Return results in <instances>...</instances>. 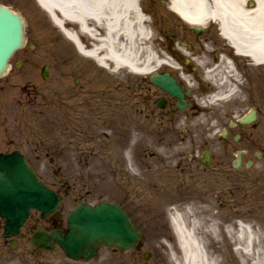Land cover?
Instances as JSON below:
<instances>
[{
	"label": "rangeland",
	"instance_id": "374dc122",
	"mask_svg": "<svg viewBox=\"0 0 264 264\" xmlns=\"http://www.w3.org/2000/svg\"><path fill=\"white\" fill-rule=\"evenodd\" d=\"M139 1L152 35L151 45L157 54L162 52L171 61L165 46H179L189 23L172 10L170 0ZM0 2L22 14L28 41L35 43L33 49L26 45L17 51L12 62L23 59V64L13 66L0 78V140L4 147L6 140L13 138L15 144L8 146L22 147L36 163L38 148H44L45 156L38 168L43 179L63 194L58 213L64 224L67 212L81 201H117L142 228L147 242L141 253L151 250L177 254L182 264L180 242L169 215L191 205L198 216L205 214L212 219V212L218 216V237L212 246L223 263L238 264L242 257V243L235 239L226 242L229 223L235 238L239 223H249L258 235L255 250L260 248L264 240L261 162L254 167L236 168L227 160L222 163L221 173L215 175L205 172L199 160L189 165L180 163L177 156L186 161L188 153H199L208 143L218 141L219 134L210 135L204 143L197 139L193 150L188 130L175 128L173 132L159 126L155 100L163 92L151 83L150 73L111 65L105 68L96 63L77 49L38 0ZM67 26L74 28L70 21ZM173 49L180 55V49ZM46 64L51 67L48 78L43 79L41 70ZM154 65L157 71L171 67ZM192 125L197 128L198 123ZM175 143L178 145L170 149ZM219 143V153L226 151L227 157H234L238 148L248 147V134L245 132L240 141ZM205 208L209 213L204 212ZM209 227L212 225L207 223L198 232L210 231ZM100 253L115 256L135 251L103 247ZM168 259L171 263L178 260ZM73 263L62 250L58 251L57 264Z\"/></svg>",
	"mask_w": 264,
	"mask_h": 264
},
{
	"label": "flooded vegetation",
	"instance_id": "af4514ba",
	"mask_svg": "<svg viewBox=\"0 0 264 264\" xmlns=\"http://www.w3.org/2000/svg\"><path fill=\"white\" fill-rule=\"evenodd\" d=\"M209 2L212 3V0ZM255 3L256 0H247L248 6ZM185 29L186 35L181 44L168 45L166 48L172 59L171 67L167 70L182 85L188 105L180 109L177 97L170 93L161 94L159 97L166 98V105L159 107L156 103L159 97L155 100L159 126L173 132L175 128L188 130L189 135H192L190 142L193 150L197 139L204 143L214 133H218L219 137L218 141L208 143L199 153H188L186 161H181L185 157L177 156L178 161L189 165L190 161L199 160L204 171L214 175L221 173L222 163L227 160L236 168L254 167L261 162L264 172V61L253 60L250 52H239L212 17L200 24L198 31L190 24ZM173 48L180 49V55ZM194 122L198 123L197 128L193 127ZM23 129L28 133V128ZM245 132L249 145L238 148L234 157H227L226 151H217L221 146L219 141H240ZM24 138L28 139L29 136ZM2 141L0 153L21 150L42 177L38 165L45 156L43 147L38 148L39 163H36L22 147L8 146L15 144L13 138L6 140L4 147ZM177 145L173 144L170 149L173 150ZM5 226L6 216L0 215V264H57V254L61 250L57 244V230H67L57 210L43 214L42 209H31L19 232L11 236L5 235ZM160 238L161 235L157 241ZM145 242L147 240L143 234ZM142 247L131 249L135 253L130 254H100L96 259L71 260L75 261L73 264H180L177 254H157L151 250L141 253ZM182 256V264H188L185 255ZM168 257H177L178 260L171 263Z\"/></svg>",
	"mask_w": 264,
	"mask_h": 264
},
{
	"label": "bare ground",
	"instance_id": "6f19581e",
	"mask_svg": "<svg viewBox=\"0 0 264 264\" xmlns=\"http://www.w3.org/2000/svg\"><path fill=\"white\" fill-rule=\"evenodd\" d=\"M38 2L73 40L77 49L100 65L148 74L154 72L155 63L160 66L169 63L167 56L162 52L157 54L150 43L152 35L138 6L139 0ZM170 6L192 24H204L207 18L212 17L239 52H250L253 60L264 61V0H256L253 6H248L247 0H212V3L209 0H170ZM69 21L75 31L66 27ZM86 41H89V46ZM192 208L189 205L183 211H175L172 219L184 258L189 264H224L221 255L212 246L218 237V216L215 212L210 215L212 219L204 217L205 214L198 216L191 211ZM208 208L203 209L204 212L209 213ZM207 223L212 225L210 231L198 232V228ZM239 224L236 238L232 237V224H227L229 239L226 240L230 243V239H235L242 243V248L237 249L242 253L238 264H264L263 238L260 248L255 250V245L258 246L257 233L249 223Z\"/></svg>",
	"mask_w": 264,
	"mask_h": 264
},
{
	"label": "water",
	"instance_id": "95a60500",
	"mask_svg": "<svg viewBox=\"0 0 264 264\" xmlns=\"http://www.w3.org/2000/svg\"><path fill=\"white\" fill-rule=\"evenodd\" d=\"M25 41V25L21 16L0 3V76L7 72L9 59ZM151 79L174 95L183 96L182 88L167 73L152 75ZM184 103L182 101L180 106ZM59 198V195L39 180L20 154L15 152L0 156L1 214L21 218L34 206L48 211L55 208ZM68 218L69 230L65 235L57 236V240L73 257L97 254L98 247L104 244L132 247L140 238V232L128 214L118 205L107 201L95 206L79 204L69 213Z\"/></svg>",
	"mask_w": 264,
	"mask_h": 264
}]
</instances>
